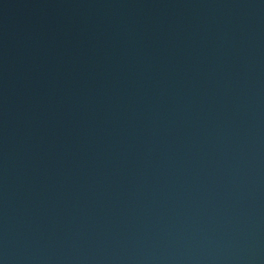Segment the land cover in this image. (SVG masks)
<instances>
[{"label": "water", "instance_id": "water-1", "mask_svg": "<svg viewBox=\"0 0 264 264\" xmlns=\"http://www.w3.org/2000/svg\"><path fill=\"white\" fill-rule=\"evenodd\" d=\"M0 264H264V0H0Z\"/></svg>", "mask_w": 264, "mask_h": 264}]
</instances>
